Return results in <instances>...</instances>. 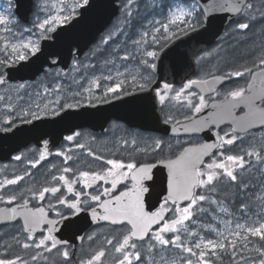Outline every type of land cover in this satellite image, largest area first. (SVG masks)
Masks as SVG:
<instances>
[{"label":"snow or ice","instance_id":"snow-or-ice-1","mask_svg":"<svg viewBox=\"0 0 264 264\" xmlns=\"http://www.w3.org/2000/svg\"><path fill=\"white\" fill-rule=\"evenodd\" d=\"M122 3L126 16L131 19L130 9L134 3L138 6L139 0H122ZM85 6L89 8L92 6L90 0H74L71 7L65 4L61 8L53 6L48 11L38 10L34 13L31 27L21 28V13L25 5L22 0H8L7 7L0 10V84L7 82L10 71L33 66L39 59L37 54L41 53V41L51 39L52 34L56 33L61 25L69 24L78 10ZM245 7L252 9L253 5L245 6L244 0H203V2L166 0L161 4L159 12L163 19L149 21L147 30L138 32L139 38L131 41L132 46L137 49V56L130 57L127 54L120 56L119 52L123 49L117 44L112 52L114 59L104 61V70L100 75H95L97 64H85L77 59L73 62V71L79 79L73 78L70 84L57 83L54 87L49 84L42 90L29 93L27 85L21 83L19 89L24 90L23 93L17 91L15 97L0 96V103L8 105L6 111L9 118L4 131L11 130V125L14 123L12 114L16 112H19L16 119L23 117L24 122L42 120L49 116L64 119L70 115H78L71 110L80 109L85 103L88 107H93L96 104L121 100L136 92L153 93L151 100L161 106H165L170 100L185 102L184 106L195 117L185 116L190 124V127L184 129L186 132L203 130L213 132V127L216 129L213 133V142H205L195 149L185 148L175 160H156V152L163 147V141L159 139L143 150L144 155H151L155 160L154 163L139 160L125 163L123 159L104 161L103 156H95V153L89 149V155L103 161L106 167L79 171L78 174L72 168L64 167L61 170L63 174L51 177V182L60 184L59 187L30 189L31 194L28 198H25L27 194L23 192L19 196L10 194L6 201L9 205L18 199L23 203L0 211H6L9 214L8 218L12 220L18 216L24 217L25 240L21 242L18 237L15 238V246L24 251L29 249L32 251L28 252L27 259L18 254L13 258H0V264H45L48 254L54 251L67 262L71 258L68 251L71 245L68 240L58 239L54 233L58 231L57 226L61 223L65 228L75 227L76 222L81 219V213L90 214L93 221H105L118 226L111 238H105V245L119 254L114 264H155L154 260H148L141 251V246L145 243L149 246L150 254L166 251L168 248L177 250L182 254L179 257V264H216V260L224 256H228L231 264H264V214H256L259 219L250 217L249 206L241 203L238 210L242 215L224 221L226 225L234 222V229H230L227 235L218 226L198 223L206 214L217 221V224H219L217 218L221 214L232 216L228 207L217 199L229 185L235 184L240 193H247L248 189L253 187L245 183L242 178H238L241 172L251 168L253 153L241 149L242 154H231L230 150L231 146L244 139L237 129L243 131L257 121L261 127H264V107L260 106V103H264V67H261L259 73H253L247 67L225 73L219 79L229 81L232 77H244L250 74L252 81L247 83V90L245 87L237 86L224 93H217L223 95V99L218 103L213 102L211 108L214 111L208 112L207 116L203 117L197 115L209 107L203 90L207 88L210 92L215 91L213 86L218 77L213 76L211 80L189 78L179 90H175L172 84L162 82V76L156 79L158 73L152 71L158 69V64L154 61H159V65L162 66L165 57L169 54L179 60L183 54L175 51L176 41L206 31L208 22L214 14L241 13ZM138 12L137 7V14ZM243 19L244 22L236 24V31L249 29L248 21L254 18L245 15ZM116 35H125V33L121 31L119 34H110L102 43L108 45ZM127 42L126 37L124 43ZM49 55L56 57L59 54ZM130 59H135L137 65L143 69L139 75H132L128 71L127 64L116 63V60L124 62ZM25 61L27 64L21 63ZM45 62H48L47 58ZM58 63H60L58 59H52L49 66L55 69ZM253 63L255 64V61ZM259 63L264 66V57L260 58ZM121 68L124 71H120ZM62 71L54 73L57 80L61 79ZM35 72H43L45 77L49 75L44 71L42 64L35 67ZM258 77L259 86L256 84ZM194 85H200L201 90L192 91ZM173 92L174 96L170 95ZM26 96L28 99H25ZM33 98L39 102H33ZM241 106L246 111L243 115L236 116V109ZM172 120L173 117L168 116L165 123H170ZM224 121H231V131L221 129ZM51 122L55 123V120ZM68 131L70 134L63 137V140L72 142L76 149H83L85 146L78 142L81 133L71 128ZM49 144V140H43V147L46 150ZM128 144L129 141L125 140L124 145ZM131 144L135 149L136 141H131ZM71 151L70 148L61 147L55 155L68 162L72 161L73 157L66 153ZM261 152L264 153V149H261ZM205 157H208L207 162ZM46 159L45 153L41 152L37 160L28 163L30 167L35 168ZM257 159L264 163V158L259 154ZM15 160H22V156H16ZM159 166L168 170L164 181V198L154 211H149L146 209L145 200L152 195L153 170ZM25 174L30 175L27 172ZM69 175L74 178L69 179ZM23 178L16 175L13 179L3 180L0 182V190L10 185H17ZM129 183L131 187H128ZM121 188L124 190L121 191ZM48 197L51 199L47 212L44 208L33 210L29 207L30 200L44 201ZM3 199L4 194L0 191V200ZM258 200L264 201V197H259ZM205 204L209 207H203ZM261 206L264 207V204ZM65 212L69 214L68 217L65 216ZM50 213H55L59 219H47ZM71 216L76 217V220L70 219ZM240 219H245L246 223H239ZM36 224H44L47 228V234L40 233L38 239L34 235L33 225ZM94 236L95 234L81 236L80 239L93 241ZM250 238H258L261 242L260 246L256 247L253 244L249 249L248 245L252 243ZM4 248L10 250L8 244H5ZM246 251H255L258 255L245 256ZM184 253L187 255H183ZM105 256L106 249L101 248L89 259L81 260L79 264H103ZM160 264H168V262L161 257Z\"/></svg>","mask_w":264,"mask_h":264},{"label":"flooded vegetation","instance_id":"flooded-vegetation-1","mask_svg":"<svg viewBox=\"0 0 264 264\" xmlns=\"http://www.w3.org/2000/svg\"><path fill=\"white\" fill-rule=\"evenodd\" d=\"M118 1L120 4L117 16L101 32L97 40L92 43L85 53L78 59L85 64H97L98 69L95 75H100L103 72L104 61H111L114 59L112 52L113 49L116 48L117 44H119V47L123 49L119 52L120 56H124L125 54L129 55L130 57L137 56L136 52H130L128 49H126V47L129 48L132 46V43L129 41L133 39V34L136 35L138 32L147 30L149 21L154 19H163V17L159 15V12L161 4L165 3L166 0H150L155 2V4H145L138 6L134 3L130 9L132 13L131 19H129L125 13H123L125 9L122 0ZM144 1L147 2L148 0ZM254 1L255 0H247L245 6L247 4H251L253 5L252 9H247L245 7L241 13H236L230 20L231 22L229 21L225 25L223 30L216 37L215 41H213L210 45L203 47L196 53L194 71L187 75V77L182 82L170 83L173 85L175 90H179L183 83H185L189 78L200 80L206 79L213 75L223 76L229 71L243 70L245 67L250 68L253 73L260 72L261 67H264L259 63L260 58L264 57V19H261V17H264V4H257L254 3ZM137 7L139 8V11L146 10L149 12H154V15L149 17L150 19L145 25L135 21L134 14L137 11ZM245 15L254 18L248 21L250 23L249 29L236 31V24L239 22H244L243 17ZM112 24L117 25V34L123 31L125 35H116L117 37L114 41H109V44L105 45L102 43V41L107 37L106 32L110 26H112ZM139 25H142V27ZM126 37L128 42L125 44L124 41ZM94 49L96 50L94 51ZM73 59L74 58H72L71 63L77 60ZM253 61H255V64ZM116 63L127 64L128 71L132 75H139V73L143 71V69L137 65L135 59H130L129 61L124 62L116 60ZM71 67L72 66L69 65L65 71L61 72V76L69 72V78L66 80L68 83H71L73 78H79L73 69H71ZM55 69L61 71L58 66L55 67ZM55 69L45 68L44 71L48 72L49 70L52 71ZM120 71H124V69L121 68ZM42 75H44V73H41L32 82L34 83ZM259 79L260 78L258 77L256 81L257 86H259ZM55 80L56 78H50L49 76L45 81L47 82V85L51 84L54 87ZM251 81L252 76L250 74H246L244 77H232L231 80L223 81L222 83L215 86V91H211L210 93L206 94L203 93V95L208 101V104L219 102L223 99V95H217V93H224L226 90L237 86L245 87L247 90V83ZM14 82L16 81H7L6 83L2 84L0 88ZM44 86L46 85L34 87V92L42 90ZM192 91L199 92L195 86H193ZM170 95L174 96V92ZM13 103H15V101H13ZM184 103L185 102L183 101L178 102L175 100V104H169L168 102L165 106L158 104V111L161 121L165 122L168 116L173 117V120L170 123H173L175 120H186L185 116L191 117L193 113L187 110V108L184 106ZM260 106L264 107V103H260ZM7 107L8 105L0 103L1 133L5 132L4 128L7 126L6 121L9 118L8 112L6 111ZM245 111L246 109L241 106L240 108L236 109L235 115H240ZM18 114L19 112L12 114L14 123L11 125V129L15 124L24 122L23 117L16 119ZM29 120H31V118H29ZM99 121H102V119H99ZM221 129L224 131H231V121L223 123L221 125ZM74 130L81 133L78 142L85 146L83 149H76L72 142L63 140V137L70 134L67 132L62 135L55 145H49L47 150L43 147V140H49V136H44L35 142L31 141L24 146H21L19 149L12 152L7 158H0V182L5 179H13L16 175L24 177L23 180L19 181L17 185H10L5 189L0 190L4 194V199L0 200V210H5L10 207H17L23 203L22 200L18 199L16 202L9 205L6 201L10 194L19 196L23 192L27 194L25 198H28V195L31 194L29 191L30 189H42L43 187L51 186L59 187L60 184L51 182V177L63 174L61 170L64 167L72 168L77 172V174L79 171H87L90 169H100L102 167H106L103 161L95 159L93 155H89V149L95 153V156H103L104 161L107 159H123L125 163L132 160L151 163L155 162V160L152 159L151 155H144L143 150L146 146H151L157 139L163 141V147L162 150L156 152V160H165L175 157L187 146L201 144L204 141L202 135L204 131L212 136L216 131L215 127H213V132L203 130L193 134L168 135L157 133L149 129L132 126L129 125L125 120L112 117L104 118L103 123L99 124L96 128L91 126H81L74 128ZM237 131L244 139L242 142L238 141L236 144L231 146V154H242L240 151L241 149L253 153V156L251 157V168L241 172L238 178H242L246 183L248 174L252 173L254 174L253 178L255 179V183L261 185L260 179L262 178L261 174H264V163H261L260 160L257 159V154H259L261 158H264V153L261 152V149H264V127H252L250 129H244L243 131L237 129ZM221 134H223V132H221ZM125 140L129 141L127 146L124 145ZM133 140L136 141L135 149L131 144V141ZM61 147L64 149H72L70 153H66L72 155V161L65 162L63 158L55 155V153L58 152ZM41 152L45 153L47 159L42 161L35 168L30 167L28 162L37 160ZM18 155L22 156V160H15V157ZM207 161L208 157L205 159V162ZM53 165H55V168H53ZM26 172L30 173V175H26ZM68 178L73 179L74 177L69 175ZM262 182L264 183V179H262ZM234 185L235 184L229 185L226 188H232ZM128 187H131V183L128 184ZM120 190L123 191L124 189L121 188ZM65 195L69 194L65 193ZM50 199L51 198L48 197L44 201H40L39 199L30 200L29 207L33 210L36 208H44L47 212ZM217 199H219V197H217ZM246 201V197L243 196L242 202H240V204H246ZM256 201L258 202V205L253 208L254 211L251 209L249 210L248 215L250 216L257 217L256 214L260 210H263L261 205L264 204V201L258 199ZM52 202L55 203L54 200H52ZM224 204L228 207V210L231 211L230 213H232V216L240 217L242 215L239 210L233 206V203L227 202ZM58 210L63 211V209ZM8 216L9 214L6 211H0V258H13L14 255L18 254L27 259L28 252H31L32 250L29 249L24 251L20 247L15 246V238L18 237L21 242L25 240L24 217L18 216L12 220L9 219ZM65 216L67 217L69 214L65 212ZM47 219L59 218L55 216V213H50L48 214ZM33 227L35 228L34 235L37 239L39 238L40 233L47 234V228L44 224H36L33 225ZM117 227L118 226L112 225L109 222L96 223L85 229L82 233L76 234V236H71V231L69 229H58V231L54 234L58 239L69 241L71 247L68 248V251L71 258L65 262L64 258L54 251L53 253L48 254L45 264H79L81 260L89 259L91 255L95 254L96 251L101 250V248L106 249V256L103 258V264H114V260L119 254H116L111 248H108L105 245V238H111ZM93 234H95L93 241H89L88 239L81 241L80 239L81 236L87 237L88 235ZM63 236L68 237L63 238ZM5 244L10 246V250H6L4 248ZM146 246L147 243L141 246L142 252L145 250ZM113 255L114 259L112 258ZM176 264H179V260H177Z\"/></svg>","mask_w":264,"mask_h":264},{"label":"water","instance_id":"water-1","mask_svg":"<svg viewBox=\"0 0 264 264\" xmlns=\"http://www.w3.org/2000/svg\"><path fill=\"white\" fill-rule=\"evenodd\" d=\"M34 0H22L25 8L22 9V21L29 19V14L32 10ZM247 0H244L246 2ZM203 2V0H201ZM91 7L79 9L74 19L69 24L61 25L56 33L52 34L51 39L41 41V53H38L39 59L31 67L20 68L19 71H10L8 73L9 81L35 79L39 74L35 72V67L39 65L49 66L52 58L58 59L62 70H65L70 62L72 55L79 57L92 43L99 33L111 22L116 15L119 7L118 0H90ZM236 13H222L214 14L208 22L206 31L200 34L193 35L191 38H183V40L176 41L175 51L183 54L177 60L175 56L169 54L165 57L163 65H159V61H154L158 64V69L153 70L158 73L156 79L163 77V80L171 83H179L183 81L187 75L194 71L195 55L202 47L211 44L218 34L222 31L224 26L234 17ZM74 49V51H73ZM50 53H58L59 55L53 57ZM47 58L48 62H45ZM27 64V62H21ZM19 68V65H17ZM41 73V72H40ZM258 73V72H256ZM213 76L204 79L211 80ZM218 77L216 84L223 82V79ZM201 90L200 85H195ZM210 91L205 88L203 93ZM153 93L136 92L123 97L121 100H114L110 103L96 104L93 107L85 105L80 109L71 110L78 115H70L64 119L55 117H44L42 120L31 122H23L15 124L10 131L0 132V158H7L12 152L19 149L21 146L33 141H37L44 136H49V145H55L64 133L69 132L68 129H74L81 126H91L96 128L103 123L104 118L112 117L125 120L129 125L149 129L160 133L169 135L193 134L199 131H184L186 127H190L188 120H175L173 123H165L161 121L158 112V103L151 100ZM147 97V98H144ZM218 103V102H217ZM209 107L204 109L198 116H207L208 112L214 111ZM244 113V112H243ZM241 113V116L243 115ZM193 117V116H191ZM195 118V117H193ZM102 119V121H99ZM55 120V123L51 121ZM226 122V121H224ZM223 122V123H224ZM260 124L253 122L252 127H259ZM173 129H176L173 131ZM204 141L201 143H211L214 137L207 132H203ZM199 144V145H201ZM199 145L187 146L185 148L195 149ZM184 148V149H185ZM181 150L175 157L170 160H175L183 151ZM214 151V150H213ZM207 158V157H205ZM204 158V159H205ZM169 160V159H165ZM154 163V162H151ZM167 168L159 166L153 170L154 184L151 197L146 198L145 206L149 211H154L158 207V203L164 198L165 178L167 176ZM81 219L76 222V226L72 228H65L63 223L57 226L58 229H69L71 236L82 233L90 226L105 221H93L90 214L81 213ZM68 217V216H67ZM70 218V217H69ZM70 219L76 220L72 216ZM68 237V236H65ZM63 236V238H65Z\"/></svg>","mask_w":264,"mask_h":264},{"label":"rangeland","instance_id":"rangeland-1","mask_svg":"<svg viewBox=\"0 0 264 264\" xmlns=\"http://www.w3.org/2000/svg\"><path fill=\"white\" fill-rule=\"evenodd\" d=\"M7 3H8V0H0V10H4L7 7ZM73 3H74V0H35L34 1L35 10H34L33 14L31 15V19H30L31 21H30V23L28 25H26V27L23 26L22 28L31 27L33 19H34V13L37 12L38 10L48 11V10H51L53 6H55L56 8H61L65 4L68 5L69 7H71L73 5ZM123 13H125V11H123ZM116 27H117V25H115V24H112V26H110V28L106 32L107 37L110 34H113V33L117 34ZM14 31H15V29H14ZM116 37L117 36H115V38L113 40H111V41H114L116 39ZM138 38H139L138 37V33H136V35L133 34V39L132 40H135V39H138ZM9 39H11V37H9ZM131 41H129V42L131 43ZM126 49H128V51H130V52H134V53L136 52L137 53V49L134 48L133 46H131L129 48L126 47ZM95 50L96 49H94V51ZM70 65L72 66L71 69H73V63H71ZM58 71L59 70H57V69L52 70V71L49 70L48 71L49 75L47 77H45V75H42L34 83L31 80H25V81H16V82L11 83L9 85L2 86L0 88V96L15 97V94H16L17 91H20L21 93H23L24 90L19 89V84H21V83H24L25 85H27V91L29 93H32V92H34V87L47 85V82L45 81L46 78H48L49 76H50V78H53V77L55 78L54 73L58 72ZM68 78H69V72H67L66 74L62 75L60 80L56 79L54 81V85L57 84V83L70 84V83H68V81H66ZM75 79H79V78H75ZM73 90H75V89H73ZM25 99H28V97L26 96ZM13 101H15V100H13ZM33 102H39V101H37V100H35V98H33ZM168 103L169 104H175V100H170V101H168ZM203 207L208 208V205L205 204V205H203ZM262 208H263V210H260L258 212L259 214H264V207H262ZM229 212H231V211H229ZM248 216H250V215H248ZM204 217L207 218L208 221L206 222V221L200 219L198 221V223L210 224L213 227H217L218 226L221 230H223L225 232V235L228 234L230 229H234V222L231 225H226L224 223V221H226V220L233 219L234 216L229 217V216H227L225 214H221L217 218V220L219 221V224H217V221H211L210 220V215H208V214L204 215ZM250 217H254V216H250ZM254 218L259 219V217H254ZM239 223H242V224L246 223V220L245 219H240ZM250 239L252 240V243H250L248 245L249 249H251L253 247V244H255L256 247L260 246L261 242L259 241L258 238H250ZM148 247L149 246L147 244V246L145 247V250L143 251V253H144L145 257L148 260H150V261L154 260L155 264H160L161 257H164L167 260L168 264H176L177 260H179V257L182 255L180 252H178L177 250H175L173 248H168L166 251H159V252H157L155 254H150L149 251H148ZM183 255H187V254L184 253ZM257 255H258V253L255 252V251H246L245 252V256L256 257ZM227 257L228 256H224L222 258H218L216 260V264H231V261ZM112 258L114 259V255H113ZM193 259L195 260V257H193Z\"/></svg>","mask_w":264,"mask_h":264},{"label":"trees","instance_id":"trees-1","mask_svg":"<svg viewBox=\"0 0 264 264\" xmlns=\"http://www.w3.org/2000/svg\"><path fill=\"white\" fill-rule=\"evenodd\" d=\"M139 4L141 5V4H146V3L139 1ZM139 12L145 14V11H139ZM149 14H150V12H149ZM135 20L139 21L140 19H139V17H136ZM144 20H145V18H144ZM126 29H128V28H126ZM253 175L254 174H252V173L248 174L246 183L253 185V187L249 188L247 193H240L236 185H234L232 188H229V189L225 188L221 192V196L219 197V199L221 200V203L231 202V203H233V206L235 208L239 209L240 202H242V198H243V196H245L247 199L246 204L249 206V210L251 209L252 211H254L253 208L256 205H258L257 204L258 202L256 200L259 197H264V183L262 182V179H264V174H261L262 175V178L260 179L261 185L255 183V179L253 178ZM253 193H255V195H253Z\"/></svg>","mask_w":264,"mask_h":264},{"label":"bare ground","instance_id":"bare-ground-1","mask_svg":"<svg viewBox=\"0 0 264 264\" xmlns=\"http://www.w3.org/2000/svg\"><path fill=\"white\" fill-rule=\"evenodd\" d=\"M104 52H105V51H104ZM103 54H104V53H103ZM103 54H102V55H103ZM105 54H106V53H105ZM102 55H101V56H102ZM103 56H104V55H103ZM103 56H102V57H103ZM106 56H107V55H106ZM100 58H101V57H100ZM104 58H106V57H104ZM225 258H226V257H225ZM227 258H228V257H227ZM226 260H227V259H226Z\"/></svg>","mask_w":264,"mask_h":264}]
</instances>
